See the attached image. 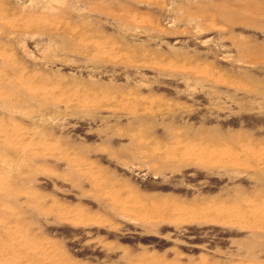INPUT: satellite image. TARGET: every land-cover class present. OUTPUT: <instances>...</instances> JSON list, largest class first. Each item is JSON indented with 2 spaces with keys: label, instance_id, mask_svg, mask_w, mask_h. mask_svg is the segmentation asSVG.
<instances>
[{
  "label": "rangeland",
  "instance_id": "rangeland-1",
  "mask_svg": "<svg viewBox=\"0 0 264 264\" xmlns=\"http://www.w3.org/2000/svg\"><path fill=\"white\" fill-rule=\"evenodd\" d=\"M0 264H264V0H0Z\"/></svg>",
  "mask_w": 264,
  "mask_h": 264
}]
</instances>
